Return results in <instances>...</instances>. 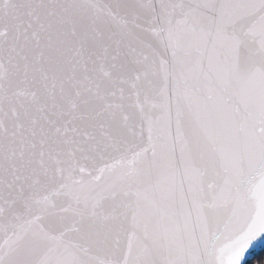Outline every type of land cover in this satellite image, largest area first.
Wrapping results in <instances>:
<instances>
[{"label":"snow or ice","instance_id":"obj_1","mask_svg":"<svg viewBox=\"0 0 264 264\" xmlns=\"http://www.w3.org/2000/svg\"><path fill=\"white\" fill-rule=\"evenodd\" d=\"M260 240L264 0H0V264Z\"/></svg>","mask_w":264,"mask_h":264},{"label":"water","instance_id":"obj_2","mask_svg":"<svg viewBox=\"0 0 264 264\" xmlns=\"http://www.w3.org/2000/svg\"><path fill=\"white\" fill-rule=\"evenodd\" d=\"M264 248V240H260L253 248L252 250L248 253V255L246 256V260L245 263L247 262V260H249L254 254H256L257 252H259L260 250H262Z\"/></svg>","mask_w":264,"mask_h":264},{"label":"trees","instance_id":"obj_3","mask_svg":"<svg viewBox=\"0 0 264 264\" xmlns=\"http://www.w3.org/2000/svg\"><path fill=\"white\" fill-rule=\"evenodd\" d=\"M264 259V249L254 254L245 264H254L255 261Z\"/></svg>","mask_w":264,"mask_h":264},{"label":"rangeland","instance_id":"obj_4","mask_svg":"<svg viewBox=\"0 0 264 264\" xmlns=\"http://www.w3.org/2000/svg\"><path fill=\"white\" fill-rule=\"evenodd\" d=\"M264 249V248H263ZM261 251V250H260Z\"/></svg>","mask_w":264,"mask_h":264}]
</instances>
